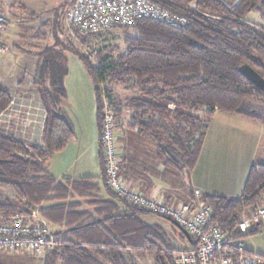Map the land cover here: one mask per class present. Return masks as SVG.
<instances>
[{"label": "trees", "instance_id": "16d2710c", "mask_svg": "<svg viewBox=\"0 0 264 264\" xmlns=\"http://www.w3.org/2000/svg\"><path fill=\"white\" fill-rule=\"evenodd\" d=\"M152 1L184 17L185 23L146 17L132 27L120 26L125 36L123 48L97 47L112 30L85 35L74 31L78 44L75 42L73 50L93 84L99 131L103 98L114 105L111 90L100 85L129 87L133 94L121 102L131 112L128 127L155 144L154 160L163 168L188 172L197 162L204 129L216 110L264 123V115L257 111L264 106V86L254 84L244 72L249 68L264 79V0H236L234 4L223 0ZM63 18L58 19L57 33L63 31ZM82 45L92 47L90 56L81 51ZM50 50L48 55L39 53L31 82L44 110L40 140L29 141L0 130V212L36 211L53 227L61 245L46 251L41 264H144L148 259L153 264H173L176 248L163 229L142 219V215L158 214L106 186L102 149L97 176L57 179L45 170L44 162L63 150L74 135L73 124L62 108L63 68L53 79V63L59 62L60 54ZM12 97L8 87L0 85V116L12 109ZM198 111L206 116L205 123L192 113ZM113 114L119 123L118 110ZM123 167L121 162L126 181ZM263 194L264 163H252L238 197L196 192L189 201L171 204H208L213 223L230 232L243 216L257 211ZM181 230L185 236L180 239L188 244Z\"/></svg>", "mask_w": 264, "mask_h": 264}, {"label": "built area", "instance_id": "2783aa9c", "mask_svg": "<svg viewBox=\"0 0 264 264\" xmlns=\"http://www.w3.org/2000/svg\"><path fill=\"white\" fill-rule=\"evenodd\" d=\"M4 4L0 0V35L7 23ZM146 17L173 24L186 21L152 0H70L65 9L64 22L77 33L85 35L120 26L132 27ZM5 51L6 45L0 38V57ZM100 144L106 186L136 206L173 221L186 233L188 244L175 250L173 264H264V255L248 250L240 239L241 235L253 231L257 225L264 229V205L251 216L242 218L234 231L225 232L213 223L212 208L208 204L196 201L169 205L159 197H148L132 189L124 181L122 159L117 151L116 122L113 113L106 109H103ZM57 245H61L60 240L38 212L16 211L9 215L0 212V250L43 255Z\"/></svg>", "mask_w": 264, "mask_h": 264}, {"label": "rangeland", "instance_id": "374dc122", "mask_svg": "<svg viewBox=\"0 0 264 264\" xmlns=\"http://www.w3.org/2000/svg\"><path fill=\"white\" fill-rule=\"evenodd\" d=\"M39 1V5L44 4L46 7L52 8L48 18L40 19L39 17L41 14H37L38 18L15 20L11 18L12 16L9 12L5 11L8 18V28L12 22L15 37L14 41L18 43L20 49L15 48L13 44L7 43L9 50L6 54L4 53L5 55L3 54L0 57V85L2 87H8L11 92L18 91V94H21V98L26 99V101H35L36 97L34 91L31 90L33 89L31 82L34 70L39 61H36L33 56H30V54L43 53L48 55L50 54V49H53L52 53L57 52L60 54L59 62L53 63V66L55 67L54 70L56 71L53 79L57 76V73H60L58 69L63 68V76L61 78V97L64 102L62 103V108L73 124L74 135L63 150L55 152L48 158L49 167L58 164L64 166L73 158H79V160H77L72 166L73 171H79L82 175L97 176L100 174V166L98 164V143L96 140L97 123L95 116L96 102L93 92V84L78 60L76 52L73 50L75 42L78 44L74 30L67 26V24H64V22H62V32L57 33L56 29L58 27L57 22L62 9H64L70 0ZM223 1L228 4H234L236 2V0ZM42 14L47 15L45 13ZM42 23L46 24L41 26ZM124 37L122 28L115 27L103 41L96 45L98 48L103 46H118L119 48H123ZM27 44L29 46H26ZM82 46L81 51L90 56L91 50H87L84 47L86 45ZM55 59L56 57L54 60ZM100 86L101 88L108 87L111 90L114 104L112 105L110 100L104 97L103 109L109 110L112 113L114 110H118L120 113V116L117 119L120 123L117 128V147L121 154L120 156L122 157L123 165L126 157L131 158L132 160V157H137L141 153L147 161L160 168V162L154 160L155 144L146 135H142L136 130L128 127L131 112L122 106L121 102L132 95L133 92H131L129 87L127 88L120 84L106 85L102 83ZM13 100H15V98H13ZM257 111L261 115H264V106H259ZM192 113L197 114L201 122H206V116L203 115L201 111ZM11 116L14 117L13 115ZM11 116L6 117L5 113L3 121H7V118L10 120ZM17 118H12V121H14L13 124L15 125V127L11 129L12 131L14 129L19 130V126L16 127L17 123H19V125L22 123L18 121L20 119ZM114 118L118 125L119 123L116 121L115 116ZM5 124L6 123H4L3 127L0 126V130H5ZM91 147H93V150H91ZM131 151L132 153H130ZM147 154L150 155V157H148ZM46 169L48 168H45V170ZM69 175H72V172H70ZM248 216H251V213L246 214L242 218ZM142 219L150 225L160 226L165 232L166 238L171 242L174 248L180 249L183 247L185 242L181 241L180 238L185 235L183 231L169 219L153 214L142 215ZM41 255L42 254H31L26 251L0 250V264H41ZM144 264H153V262L151 259H148Z\"/></svg>", "mask_w": 264, "mask_h": 264}, {"label": "crops", "instance_id": "0c3cea01", "mask_svg": "<svg viewBox=\"0 0 264 264\" xmlns=\"http://www.w3.org/2000/svg\"><path fill=\"white\" fill-rule=\"evenodd\" d=\"M3 1L5 3L3 5L4 10L9 12L12 16L11 18L15 20L38 18L37 14H41L40 19L48 18L52 10V8H48L44 4L39 5V0ZM68 3L62 9L60 16L63 15L64 17ZM12 26L13 23L11 22L8 28L7 18V23L0 35L1 40L6 45L5 54L9 50L7 43L13 44L15 48L20 49L18 43L14 41ZM26 46L29 45L27 44ZM30 56H33L36 61L41 58L38 53L30 54ZM12 95V98H15L12 106L13 110H7L6 113L9 114H6V117L11 115L14 117L11 116L10 120L7 118V121L4 122L3 116H0V126L3 127L4 123H6L5 130H1L13 133L14 136L29 141L38 142L44 121L42 106L37 100L26 101V99L21 98V94H18V91L12 92ZM61 100L63 103L62 98ZM12 118L20 119L18 121L22 122L20 125L17 123L16 127L19 126V130H11L15 127ZM96 140L99 155L101 147L98 127ZM91 150H93V147H91ZM139 155L132 157V160L126 157L122 171L125 182L132 189L140 191L147 196L163 198L170 204L189 201L196 192L199 195L217 194L225 197H238L242 192L250 165L252 163H264V123L242 115L216 110L204 129V140L197 162L193 169L188 172H171L162 166L159 168V166L147 161L141 153ZM77 160L79 158H73L64 166L58 164L49 167V160L47 159L43 166L48 168L46 171L57 179L64 176L78 177L82 176V173L72 169L73 164ZM70 172H72V175H69ZM261 203L264 205V194L262 195ZM241 240L248 250L264 255V229L261 225H257L251 233L241 237ZM186 245L184 243L183 247Z\"/></svg>", "mask_w": 264, "mask_h": 264}, {"label": "water", "instance_id": "95a60500", "mask_svg": "<svg viewBox=\"0 0 264 264\" xmlns=\"http://www.w3.org/2000/svg\"><path fill=\"white\" fill-rule=\"evenodd\" d=\"M244 72L247 74V76L249 77V79H251L254 84L258 85V86H264V79H262L261 77H259L256 72H254L253 70L246 68L244 70Z\"/></svg>", "mask_w": 264, "mask_h": 264}]
</instances>
